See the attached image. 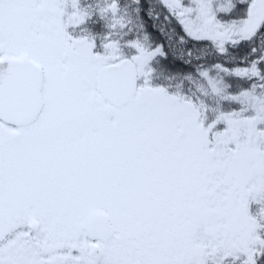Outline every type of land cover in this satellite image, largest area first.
<instances>
[{
  "label": "snow or ice",
  "instance_id": "6c2138e0",
  "mask_svg": "<svg viewBox=\"0 0 264 264\" xmlns=\"http://www.w3.org/2000/svg\"><path fill=\"white\" fill-rule=\"evenodd\" d=\"M0 264H264V0H0Z\"/></svg>",
  "mask_w": 264,
  "mask_h": 264
}]
</instances>
